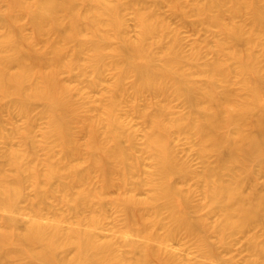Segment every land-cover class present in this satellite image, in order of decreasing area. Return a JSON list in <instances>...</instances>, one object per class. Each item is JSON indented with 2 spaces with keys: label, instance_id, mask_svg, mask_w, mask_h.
<instances>
[{
  "label": "bare ground",
  "instance_id": "1",
  "mask_svg": "<svg viewBox=\"0 0 264 264\" xmlns=\"http://www.w3.org/2000/svg\"><path fill=\"white\" fill-rule=\"evenodd\" d=\"M0 264H264V0H0Z\"/></svg>",
  "mask_w": 264,
  "mask_h": 264
},
{
  "label": "rangeland",
  "instance_id": "2",
  "mask_svg": "<svg viewBox=\"0 0 264 264\" xmlns=\"http://www.w3.org/2000/svg\"><path fill=\"white\" fill-rule=\"evenodd\" d=\"M184 30H185L188 34H192V32H193V31L191 30V27L188 26V25L184 27ZM116 191H117L116 188H112V189H111V192H112V193H116Z\"/></svg>",
  "mask_w": 264,
  "mask_h": 264
}]
</instances>
